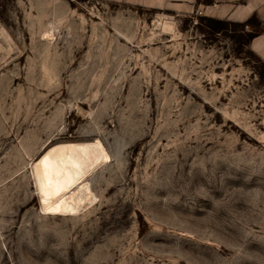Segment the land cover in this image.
<instances>
[{
  "label": "rangeland",
  "instance_id": "rangeland-1",
  "mask_svg": "<svg viewBox=\"0 0 264 264\" xmlns=\"http://www.w3.org/2000/svg\"><path fill=\"white\" fill-rule=\"evenodd\" d=\"M172 8L0 0V264H264V65ZM90 142L91 202L45 210L37 164Z\"/></svg>",
  "mask_w": 264,
  "mask_h": 264
},
{
  "label": "bare ground",
  "instance_id": "bare-ground-1",
  "mask_svg": "<svg viewBox=\"0 0 264 264\" xmlns=\"http://www.w3.org/2000/svg\"><path fill=\"white\" fill-rule=\"evenodd\" d=\"M96 143L53 147L36 167V179L45 210L79 211L93 197L85 175L103 161Z\"/></svg>",
  "mask_w": 264,
  "mask_h": 264
},
{
  "label": "crops",
  "instance_id": "crops-1",
  "mask_svg": "<svg viewBox=\"0 0 264 264\" xmlns=\"http://www.w3.org/2000/svg\"><path fill=\"white\" fill-rule=\"evenodd\" d=\"M131 5L168 4L179 13L203 12L207 19L243 24L255 34L248 48L264 65V0H120ZM152 7V6H149ZM251 28V29H250Z\"/></svg>",
  "mask_w": 264,
  "mask_h": 264
},
{
  "label": "built area",
  "instance_id": "built-area-1",
  "mask_svg": "<svg viewBox=\"0 0 264 264\" xmlns=\"http://www.w3.org/2000/svg\"><path fill=\"white\" fill-rule=\"evenodd\" d=\"M197 14H198V15H203V12L200 11V10H198V11H197Z\"/></svg>",
  "mask_w": 264,
  "mask_h": 264
},
{
  "label": "trees",
  "instance_id": "trees-1",
  "mask_svg": "<svg viewBox=\"0 0 264 264\" xmlns=\"http://www.w3.org/2000/svg\"><path fill=\"white\" fill-rule=\"evenodd\" d=\"M209 20H211V19H209ZM252 34V36H251V38L255 35V34H253V33H251Z\"/></svg>",
  "mask_w": 264,
  "mask_h": 264
}]
</instances>
